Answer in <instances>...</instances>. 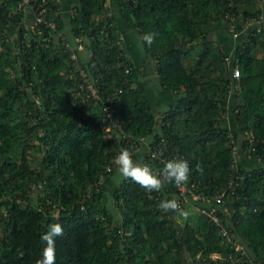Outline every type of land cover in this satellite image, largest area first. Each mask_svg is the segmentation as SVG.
<instances>
[{
    "label": "trees",
    "instance_id": "obj_1",
    "mask_svg": "<svg viewBox=\"0 0 264 264\" xmlns=\"http://www.w3.org/2000/svg\"><path fill=\"white\" fill-rule=\"evenodd\" d=\"M47 2L55 29H33V10L0 0V264H38L41 236L56 223L54 264H233L231 255L264 264V31L244 29L264 19V0ZM218 32L225 41L212 39ZM145 33L151 46L138 43ZM228 58L240 63L239 81ZM81 69L103 101L122 90L108 105L139 145L135 163L163 171L138 139H164L171 159L189 161V186L207 197L226 191L222 205L192 198L165 212L158 205L177 200L175 183L147 190L123 177L114 162L123 145L107 136L102 102L78 95ZM214 205L241 251L202 213ZM189 208L195 221L175 220Z\"/></svg>",
    "mask_w": 264,
    "mask_h": 264
},
{
    "label": "built area",
    "instance_id": "obj_2",
    "mask_svg": "<svg viewBox=\"0 0 264 264\" xmlns=\"http://www.w3.org/2000/svg\"><path fill=\"white\" fill-rule=\"evenodd\" d=\"M34 3L39 5L38 8L36 7V4ZM47 3H48L47 0H41V3L39 4H38V0H19L20 8L25 7V8H30L31 11L33 10V15H34V22L32 24L33 29L39 27L42 24L46 25L47 27H51L52 29L56 28V25L54 23H50L46 18L48 11H49L47 7ZM110 15L111 14H109V16ZM255 25H258V26H257V33H254V35L256 34L261 35L264 31V19L263 18L260 21H255L254 19L249 20L244 25V29H249ZM60 38L65 43L66 48H71V43L69 42L67 36L62 35L60 36ZM75 42L77 43V50L78 51L82 50L83 49V38L78 37L75 39ZM72 59L75 61H80V57L77 51L72 53ZM228 61L230 62V64L234 63L233 68H232L233 78L236 81H239L242 76V70L240 67V63H238L239 61L236 59L235 61L231 62L229 58H228ZM125 72L126 74H129L130 67H126ZM79 79L81 80V83L79 85L80 92L78 93V95L82 96L83 100L86 102L90 100L94 102H97V101L102 102V105L104 106L103 107V111H104L103 120L105 122L104 129L106 133L108 134L107 135L108 138L113 139V140H118V142H121L123 147L120 149V152L122 149H126L130 153L132 159H134L133 155L139 149V145L135 141L134 136H132L131 134H128L125 131L123 124L118 119H115L114 113L111 111V107L108 105L116 101V99L118 98V93L121 94L122 90H119L118 93L114 92L115 93L114 97L108 98L103 101L97 90L99 88L95 86L92 76L85 69H81L79 71ZM138 140L147 147L148 150L146 152L148 153V156L151 157V159L158 161L159 165H165V163L169 159H171V155L168 153V149H167L168 144L164 139L162 142L156 143L155 145H151L150 141L144 137ZM131 145H133V147H130ZM120 152H117L116 157L119 156ZM116 157H114V162H116ZM107 171L111 172V168H108ZM161 172L162 170H157L156 174L159 175ZM176 186L179 192L178 198L176 200L178 204V209H181L191 204L192 198L195 200H206L208 202L214 201L216 204L222 205L224 196L226 195V191H223L222 193L217 194L212 197L200 195L195 192L194 190L195 185L192 184L191 186H189L188 182L176 184ZM202 213L208 216L211 221L216 223L221 228L222 236L227 238L229 242L234 243V245L236 246L235 250L237 252L242 250V247L240 246V244L233 238V236L230 235V232L225 228L223 224V218L220 217V212L218 211V208L215 205L211 209H203ZM226 214L228 215L229 212H226ZM229 258L233 264L238 263V259L236 260L233 255H231ZM211 259L212 260H222L223 256L221 254H213L211 256ZM250 264H256V263L254 261H250ZM259 264H262V263H259Z\"/></svg>",
    "mask_w": 264,
    "mask_h": 264
},
{
    "label": "clouds",
    "instance_id": "obj_3",
    "mask_svg": "<svg viewBox=\"0 0 264 264\" xmlns=\"http://www.w3.org/2000/svg\"><path fill=\"white\" fill-rule=\"evenodd\" d=\"M154 39L153 33H145L141 40V45L147 44L151 46ZM116 163L119 165V172L125 178H130L147 190H159L165 181L175 184L185 183L189 180L191 168L189 161L183 158L169 159L163 168V171L157 175L147 164L135 163L126 149H122L119 156L116 157ZM158 207L167 212L169 210H177L178 204L175 200H162ZM181 214L187 215L181 210ZM63 234L61 224L56 223L49 225L41 239L46 242L43 249L42 258L38 264H54L55 260V238Z\"/></svg>",
    "mask_w": 264,
    "mask_h": 264
},
{
    "label": "crops",
    "instance_id": "obj_4",
    "mask_svg": "<svg viewBox=\"0 0 264 264\" xmlns=\"http://www.w3.org/2000/svg\"><path fill=\"white\" fill-rule=\"evenodd\" d=\"M111 3L114 5L115 4L114 0H112ZM30 10H31L30 8H26V10H25L26 15H28L29 17H32ZM119 18H120V20L118 21L119 28L121 29L122 33L125 34V36L129 37L128 42L132 41V35H133L132 33L134 31L130 30V27L128 24V19H127L128 17L124 15V16H121ZM69 32H70V24L68 21H65V30H64L63 34H67V36H68ZM68 40L71 41L70 38H68ZM127 46H128L127 49H129L131 52L130 53L131 56L133 57V59H135L134 61L137 62L138 60H140V54H139L138 47L136 46V44L130 43ZM261 54L264 55V49H262Z\"/></svg>",
    "mask_w": 264,
    "mask_h": 264
},
{
    "label": "rangeland",
    "instance_id": "obj_5",
    "mask_svg": "<svg viewBox=\"0 0 264 264\" xmlns=\"http://www.w3.org/2000/svg\"><path fill=\"white\" fill-rule=\"evenodd\" d=\"M14 31H16V29L14 30ZM223 36V34H221V32H218V33H216L213 37H212V39H217V40H220V41H225L226 39H223L222 38V36ZM16 36V33L14 32V34H13V37H15ZM229 39V38H228ZM198 45H200V44H198ZM196 48L197 49H200V46L198 47V46H196ZM196 49V50H197ZM150 69V68H149ZM148 74H149V76L150 77H148V78H151V81L152 82H154L156 85H157V83H156V77L153 75V71L152 70H148ZM153 83V84H154ZM154 84V85H155ZM158 88V87H157ZM115 188V185L113 184L111 187H110V192H112V190ZM33 197H35V194H33ZM184 212H186L187 213V215H183V214H181V212H177L175 215H174V218H175V220L176 221H178V222H182V220L183 219H189L190 221H195L196 219V216H197V212H196V210H194V211H192L190 208L189 209H186V210H184ZM0 235H1V233H0Z\"/></svg>",
    "mask_w": 264,
    "mask_h": 264
}]
</instances>
